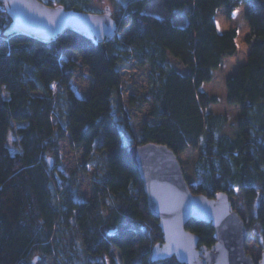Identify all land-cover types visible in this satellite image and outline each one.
Here are the masks:
<instances>
[{
  "label": "trees",
  "instance_id": "1",
  "mask_svg": "<svg viewBox=\"0 0 264 264\" xmlns=\"http://www.w3.org/2000/svg\"><path fill=\"white\" fill-rule=\"evenodd\" d=\"M39 1L95 12L94 0ZM111 2L118 9L114 39L101 43L68 30L43 42L6 36L10 19L0 0V264H33L36 257L116 264L114 249L120 264H178L152 261L163 234L128 153L146 144L166 146L178 158L196 151L191 192L209 199L239 196L264 250V0H161L170 13L189 7L184 27L146 13L150 0ZM240 6L246 7L250 53L226 82L227 103L239 106L242 117L229 136L227 117L210 111L219 99L202 87L237 53L238 31L220 33L215 18L222 9L230 18ZM80 65L93 80L87 98L69 89ZM125 68L147 78L145 95H132L128 103L150 108L138 136L120 101ZM12 135L15 153L8 146ZM66 140L96 167L89 200L59 171ZM186 229L198 236L200 250L216 245L212 224L192 220Z\"/></svg>",
  "mask_w": 264,
  "mask_h": 264
},
{
  "label": "water",
  "instance_id": "2",
  "mask_svg": "<svg viewBox=\"0 0 264 264\" xmlns=\"http://www.w3.org/2000/svg\"><path fill=\"white\" fill-rule=\"evenodd\" d=\"M2 1L10 19L6 36L23 34L50 42L72 30L103 43L118 34L109 6L104 13L94 14L48 6L39 0ZM128 153L142 179L148 209L163 234L162 245L152 252L154 263L175 258L179 264H254L246 250L251 233L228 195L219 194L215 199L194 195L178 156L166 146L136 145ZM48 162L53 167L52 159ZM192 220L212 224L216 245L211 250H200L198 236L187 231ZM39 260L36 257L33 264Z\"/></svg>",
  "mask_w": 264,
  "mask_h": 264
},
{
  "label": "rangeland",
  "instance_id": "3",
  "mask_svg": "<svg viewBox=\"0 0 264 264\" xmlns=\"http://www.w3.org/2000/svg\"><path fill=\"white\" fill-rule=\"evenodd\" d=\"M93 6L95 9L94 11L96 12H94V14L104 13L106 7L109 6L111 7L113 16L115 18L118 11L117 7L112 4L111 0H94ZM238 9L239 11L236 12L235 17L232 15L229 18L226 14V11L222 9L218 12L215 18L216 26L217 23L219 24V28L217 29L220 33H226L231 29H236L238 31L236 45H239V47H237V53L235 56L224 61L222 67L215 72L212 82L206 83L202 87L203 92L219 99V103L212 106L210 111L212 113L227 117L228 124L226 134L229 136H234L236 134L242 117L239 106H231L227 103L226 82L236 75L240 66L247 63L250 53V49L245 42L246 37L250 32L249 26L245 20L246 7L240 6ZM146 13L159 18H170L178 27L186 26L189 21V7L170 13L164 10L161 0H150V3L146 8ZM129 34L130 32L127 31L124 34V39H126ZM66 57H70L71 59L78 61V58L73 54L69 53L66 55ZM78 63L80 64L79 61ZM123 81L124 86L121 90L120 101L125 108L126 113L128 114L134 135L138 136L150 108L148 105H144L142 109L139 110L138 108H131L128 103L130 96L132 95L139 97L145 95L147 89L146 74L135 68H125L123 70ZM92 85L93 80L91 76L87 70L80 65L75 78L69 86V89L75 94L80 95L83 98H87ZM14 127L18 128L19 125L15 124ZM16 139L17 138L15 135L10 136L9 139L8 146L12 153H15L13 142H15ZM60 149L59 171L65 176L66 181H72L74 182L73 184H77V188L79 190L78 193L81 198L84 200H89L92 197L91 182L95 172L97 171L96 167L85 157V150H73L69 140L61 142ZM96 160L103 162L101 158H97ZM197 160L198 153L193 149H189L184 154L179 156V161L183 168V172L188 184L197 183L194 172ZM66 183L67 182H65V185L67 186L68 183ZM231 201L233 206L239 211L241 217L244 219L247 225L249 232L251 233L246 247L248 255L252 258L254 264H260L264 257V250L259 242V228H249L245 211L242 208V200L239 196L232 198ZM111 259H113L116 264H120L121 259L119 253L115 249L111 252ZM171 260L178 263L175 258ZM36 264H54V261L45 259L40 260ZM106 264H111V260L107 259Z\"/></svg>",
  "mask_w": 264,
  "mask_h": 264
},
{
  "label": "snow or ice",
  "instance_id": "4",
  "mask_svg": "<svg viewBox=\"0 0 264 264\" xmlns=\"http://www.w3.org/2000/svg\"><path fill=\"white\" fill-rule=\"evenodd\" d=\"M238 11H239V9L236 10V12H238ZM236 12H233L232 13L233 17H235ZM157 19H159V17H157ZM217 28H219V24L218 23H217ZM237 47H239V45H237Z\"/></svg>",
  "mask_w": 264,
  "mask_h": 264
}]
</instances>
